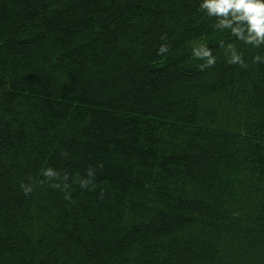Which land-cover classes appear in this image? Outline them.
Masks as SVG:
<instances>
[{
  "label": "trees",
  "instance_id": "obj_1",
  "mask_svg": "<svg viewBox=\"0 0 264 264\" xmlns=\"http://www.w3.org/2000/svg\"><path fill=\"white\" fill-rule=\"evenodd\" d=\"M203 3L0 0V264H264V41Z\"/></svg>",
  "mask_w": 264,
  "mask_h": 264
},
{
  "label": "clouds",
  "instance_id": "obj_2",
  "mask_svg": "<svg viewBox=\"0 0 264 264\" xmlns=\"http://www.w3.org/2000/svg\"><path fill=\"white\" fill-rule=\"evenodd\" d=\"M202 7L217 14H227L230 9H232L234 13L242 12V15L237 18L247 19L250 25L249 32L254 33V35L249 36V41L255 40L257 44L264 41V0H204ZM234 31H239V29H234ZM167 51V46L161 45L158 49V54ZM195 56L202 59L206 58L205 65H207V67H211L216 62V58L210 55V50L207 47H201L196 51ZM260 59L261 57L259 55L255 57L256 61ZM237 61H241L240 55H234L230 62L235 63ZM205 65H202V67ZM52 174L51 169L46 173V175L49 176ZM29 190L28 188L25 189V191Z\"/></svg>",
  "mask_w": 264,
  "mask_h": 264
}]
</instances>
